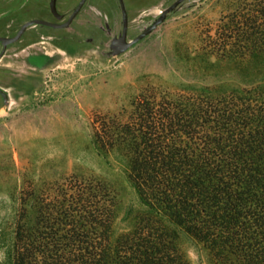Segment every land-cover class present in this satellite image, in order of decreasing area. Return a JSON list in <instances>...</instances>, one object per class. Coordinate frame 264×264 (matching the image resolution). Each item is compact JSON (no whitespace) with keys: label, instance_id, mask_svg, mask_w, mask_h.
<instances>
[{"label":"trees","instance_id":"16d2710c","mask_svg":"<svg viewBox=\"0 0 264 264\" xmlns=\"http://www.w3.org/2000/svg\"><path fill=\"white\" fill-rule=\"evenodd\" d=\"M194 58L177 90L144 87L124 118L92 114V148L138 196L134 227L112 240L115 192L72 173L22 190L13 264H189L181 233L209 264H264V0L201 31Z\"/></svg>","mask_w":264,"mask_h":264},{"label":"rangeland","instance_id":"374dc122","mask_svg":"<svg viewBox=\"0 0 264 264\" xmlns=\"http://www.w3.org/2000/svg\"><path fill=\"white\" fill-rule=\"evenodd\" d=\"M15 1L10 10L0 8L1 22L19 25L35 17L58 21L49 0H31L30 6ZM174 1L124 0L127 39ZM78 2L56 0L60 22ZM238 2L184 0L149 34L114 55L109 45L122 28L119 1L86 0L69 26L33 24L8 47L0 58V264H13L22 190L49 189L72 173L101 179L115 192L112 240L134 227L141 208L138 196L122 163L112 156L107 162L92 148V114L124 118L131 97L144 87L175 91L186 84L192 79L201 31L213 30ZM178 245L189 264H209L206 252L189 236L181 233Z\"/></svg>","mask_w":264,"mask_h":264},{"label":"water","instance_id":"95a60500","mask_svg":"<svg viewBox=\"0 0 264 264\" xmlns=\"http://www.w3.org/2000/svg\"><path fill=\"white\" fill-rule=\"evenodd\" d=\"M85 1L86 0H79L77 6L73 9V11L67 17V19L63 22L49 21L43 18H32L22 24V26L20 27V29L18 30L15 36L0 37V40L3 41L4 46H6L7 44L12 43L16 41L17 39H19L22 32L25 30V28L33 24H41V25L52 27V28L67 27L70 25V23L72 22L74 17L77 15V13L80 11ZM118 1H119L120 9H121L122 28L119 34L117 36H114L110 41L109 47L111 49V53L114 55L122 53L132 44H134L135 42H137L138 40L142 39L147 34H149L159 23H161L165 19L168 12L174 10L184 0H175L174 2H172L167 8L161 11V13L157 16V18L149 26L143 29L139 34H137L131 40L127 39L128 15H127V10L125 8L124 0H118ZM49 8H50L51 13L57 20H61L63 18V14L59 13L56 9V0H49Z\"/></svg>","mask_w":264,"mask_h":264},{"label":"flooded vegetation","instance_id":"af4514ba","mask_svg":"<svg viewBox=\"0 0 264 264\" xmlns=\"http://www.w3.org/2000/svg\"><path fill=\"white\" fill-rule=\"evenodd\" d=\"M16 2H18V1H15V0H4L3 4H1L2 0H0V8H3L4 12H5L6 10H10L12 8V6L16 4ZM23 5L30 6L31 5V0H25ZM35 18H41V17H35ZM30 19H32V18H30ZM30 19H28V20H30ZM61 20H58V21H61ZM23 23H21L19 25H13L12 23H5L4 21L3 22L0 21V37H13V36H15ZM6 27L9 28V29H7ZM28 28H29V26L27 28H25V30L22 32L20 38L27 32ZM19 39H17V40H19ZM16 41H14L12 43H9L6 46H4L3 41L0 40V58L4 55V52L8 49V47L11 44L15 43Z\"/></svg>","mask_w":264,"mask_h":264}]
</instances>
